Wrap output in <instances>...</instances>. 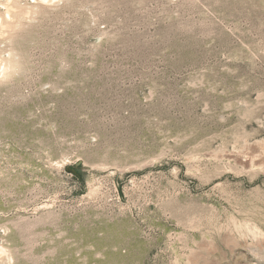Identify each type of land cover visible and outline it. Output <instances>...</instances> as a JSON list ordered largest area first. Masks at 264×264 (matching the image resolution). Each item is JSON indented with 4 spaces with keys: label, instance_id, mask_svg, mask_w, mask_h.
Returning <instances> with one entry per match:
<instances>
[{
    "label": "rangeland",
    "instance_id": "374dc122",
    "mask_svg": "<svg viewBox=\"0 0 264 264\" xmlns=\"http://www.w3.org/2000/svg\"><path fill=\"white\" fill-rule=\"evenodd\" d=\"M7 4L0 264H264V0Z\"/></svg>",
    "mask_w": 264,
    "mask_h": 264
},
{
    "label": "bare ground",
    "instance_id": "6f19581e",
    "mask_svg": "<svg viewBox=\"0 0 264 264\" xmlns=\"http://www.w3.org/2000/svg\"><path fill=\"white\" fill-rule=\"evenodd\" d=\"M41 2H46V1H49V0H40ZM9 2H11V0H7V11H9V9H10V7H8V6H10L9 5ZM2 23V22H1ZM7 70V64L6 63H4L3 61H0V75L2 74V73H4L5 71ZM258 230V229H257ZM2 253V252H1ZM1 257V256H0Z\"/></svg>",
    "mask_w": 264,
    "mask_h": 264
}]
</instances>
